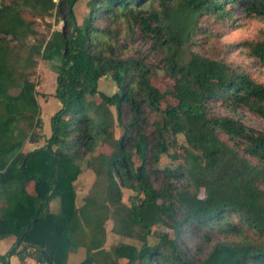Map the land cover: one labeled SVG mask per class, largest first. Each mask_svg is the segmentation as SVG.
<instances>
[{"label": "trees", "instance_id": "obj_1", "mask_svg": "<svg viewBox=\"0 0 264 264\" xmlns=\"http://www.w3.org/2000/svg\"><path fill=\"white\" fill-rule=\"evenodd\" d=\"M76 1L0 0V238L15 236L9 254L36 264H264V131L211 113L218 103L264 118V83L226 60L240 49L264 67V30L255 41L219 47L205 24L235 29L231 6L243 1L246 14L262 18L264 0H89L84 23L73 27ZM54 12L61 28L38 31L37 19ZM123 31L131 43L136 31L149 39L162 65L131 54ZM39 58L56 62L60 108L44 144L23 151L43 137L30 79ZM159 73L173 78L166 91L152 83ZM105 75L119 88L111 95L98 88ZM167 95L176 102L161 108ZM162 155L176 164L157 167ZM82 165L94 180L77 205ZM108 220L114 234L140 245L106 248ZM190 227L222 239L193 258L179 242ZM80 248L84 256L69 260Z\"/></svg>", "mask_w": 264, "mask_h": 264}, {"label": "rangeland", "instance_id": "obj_2", "mask_svg": "<svg viewBox=\"0 0 264 264\" xmlns=\"http://www.w3.org/2000/svg\"><path fill=\"white\" fill-rule=\"evenodd\" d=\"M89 0H77L73 5L74 18L79 25L84 23V20L88 14ZM232 7L234 16L237 18L236 25H240L235 29H228L227 24L224 22H216L212 20L205 21V24H208L212 30L218 33L216 39H213L211 43L218 45L219 47H224L225 45L235 44L245 40H257L261 32L264 30V17H254L246 14L243 10L244 2L237 1ZM101 25L113 28L105 20L100 21ZM61 18L55 15V12L52 15L45 17L44 19H37V24L35 28L42 33H49L54 29L61 28ZM199 40L206 41L202 35H199ZM118 38L122 41L128 42L130 47V53L142 57L145 61L151 65L161 66L162 65V52L159 50H151L152 45L149 39L142 37L138 31L133 34V43L130 41V36L126 32H121L118 35ZM205 49H208L209 46L205 44ZM191 50L198 51L202 54H206L205 50H201L195 46L191 47ZM207 55V54H206ZM226 60L235 68L241 69L246 68L251 76L258 82L264 83V67H258L253 63V60L246 56V54L240 49H235L226 54ZM55 61H45L43 59H38L37 65L33 70V73L30 77L36 84V89L38 91V102L40 106V117L42 119V125L39 127L38 132L42 134V139L36 143H26L24 145L23 151L32 150L35 147H38L44 144L45 139L50 136V117L58 108H60L59 100L54 97L56 89V70H55ZM152 83L157 86L160 90L166 91L173 84V78L163 73L156 74L152 77ZM99 90L103 91L107 95L113 94L115 91L119 90L114 81L110 78L109 75L101 77L98 81ZM93 100L99 101V97H92ZM175 99L167 95L161 102V108H164L168 104H175ZM111 112L114 120V134L116 137H119L122 132V127L117 121V115L115 109L112 107ZM212 114L218 115H227L230 117H235L240 119L245 125L252 127L259 131H264V118L260 117L244 108H238V115L229 113L223 106L218 103H212L211 107ZM128 113H124L123 119L127 120ZM154 118V115H151V120ZM149 132L150 129L148 128ZM182 141V138L179 137ZM176 163L170 161V159L162 155L157 167L162 168L166 166H174ZM94 180V175L89 172L84 165H82V172L79 175L78 179L75 182V188L77 191V205H80L83 197L88 193L91 184ZM33 184H30L29 189H32ZM132 192L129 189H123V200L128 202V197ZM56 209H52V211ZM112 222L108 220L106 222V243L105 247L109 248L112 245L119 243H129L134 245H140V241L136 237H126L114 234L111 231ZM162 227L157 226L153 231V235L157 234ZM153 235L148 237V241L153 243ZM222 234H218L215 231H211L205 228H195L190 227L188 232L183 233L180 237L181 247L193 258H204L207 252L210 250L211 246L218 240L222 239ZM15 241V236L6 235L0 238V257L4 254L6 256V264H36L35 260L31 257H26L25 260L21 261L17 254H9ZM85 251L83 248H80L75 254H72L70 259H78L84 256ZM125 260H121V263H124ZM0 264H2L0 260Z\"/></svg>", "mask_w": 264, "mask_h": 264}, {"label": "water", "instance_id": "obj_3", "mask_svg": "<svg viewBox=\"0 0 264 264\" xmlns=\"http://www.w3.org/2000/svg\"><path fill=\"white\" fill-rule=\"evenodd\" d=\"M72 24H73V27H75L76 22H75V18L74 17H72Z\"/></svg>", "mask_w": 264, "mask_h": 264}, {"label": "built area", "instance_id": "obj_4", "mask_svg": "<svg viewBox=\"0 0 264 264\" xmlns=\"http://www.w3.org/2000/svg\"><path fill=\"white\" fill-rule=\"evenodd\" d=\"M42 264H45V263H42Z\"/></svg>", "mask_w": 264, "mask_h": 264}]
</instances>
